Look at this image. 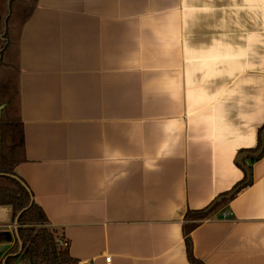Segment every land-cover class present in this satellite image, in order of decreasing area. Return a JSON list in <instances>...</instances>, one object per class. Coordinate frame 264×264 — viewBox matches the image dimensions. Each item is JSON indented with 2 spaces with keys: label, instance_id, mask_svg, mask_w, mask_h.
I'll return each instance as SVG.
<instances>
[{
  "label": "crops",
  "instance_id": "crops-1",
  "mask_svg": "<svg viewBox=\"0 0 264 264\" xmlns=\"http://www.w3.org/2000/svg\"><path fill=\"white\" fill-rule=\"evenodd\" d=\"M20 1L9 31L0 0V121L23 125L14 177L46 227L77 264H192L186 211L244 178L264 124V0ZM244 163L190 233L202 264H264V153ZM15 218L0 205V264Z\"/></svg>",
  "mask_w": 264,
  "mask_h": 264
},
{
  "label": "trees",
  "instance_id": "trees-1",
  "mask_svg": "<svg viewBox=\"0 0 264 264\" xmlns=\"http://www.w3.org/2000/svg\"><path fill=\"white\" fill-rule=\"evenodd\" d=\"M263 129L264 124L258 130L257 146L254 151L260 147V135ZM0 145V205H10L13 218L23 210L17 220L21 251L17 255L7 256L4 264H14L18 258L27 264H77V261L69 254V242L61 236L65 239L66 245L59 244L57 240L59 236L46 227L47 218L44 211L32 200L30 192L21 181L14 177V167L25 160L24 131L20 121H0ZM256 159L250 158V161ZM245 179L244 176L241 181L234 185L232 189L237 188V191L231 198L223 199L209 211L205 210L211 203L202 209L186 211L184 215V241L188 260L192 264H202L192 253L190 233L198 225L196 220L209 217L245 189L250 184V181L244 184ZM18 247V243H15L9 253L16 252Z\"/></svg>",
  "mask_w": 264,
  "mask_h": 264
},
{
  "label": "water",
  "instance_id": "water-1",
  "mask_svg": "<svg viewBox=\"0 0 264 264\" xmlns=\"http://www.w3.org/2000/svg\"><path fill=\"white\" fill-rule=\"evenodd\" d=\"M260 139H261L260 147L257 150H255V151H248V152H241L235 158V162L237 163V165L240 166V168H242L244 170V172H245V178L246 179L244 181V184H247L250 181V171H249L248 166L244 163V161L246 159H248V158H252V159L259 158L263 154V152H264V129L261 132ZM21 183L24 185L23 182H21ZM25 188L27 189L26 186H25ZM236 191H237V188H234V189L230 190L227 194L217 196L211 202V204L208 206V208H206L205 211H209L214 205H216L217 203L221 202L223 199H229V198H231L235 194ZM22 211L23 210H21L17 214V216L15 218V223L16 224H17L18 216L20 215V213ZM18 244H19V249H18V252H16L15 255L19 254V252L21 251V247H22L19 238H18Z\"/></svg>",
  "mask_w": 264,
  "mask_h": 264
},
{
  "label": "rangeland",
  "instance_id": "rangeland-1",
  "mask_svg": "<svg viewBox=\"0 0 264 264\" xmlns=\"http://www.w3.org/2000/svg\"><path fill=\"white\" fill-rule=\"evenodd\" d=\"M23 4L22 1L20 0H14L11 2V0H8V4L4 10V12L6 13L5 19L8 25V29L4 28V22L1 23V28H0V33H5L6 29L10 31V28L12 23L14 22H18L20 18H22V15L26 14L29 10V5ZM20 8H23L22 14L19 15L18 10ZM10 26V28H9ZM9 56L11 57V53L10 51L6 52V54L3 57V60L6 61V59H9Z\"/></svg>",
  "mask_w": 264,
  "mask_h": 264
},
{
  "label": "built area",
  "instance_id": "built-area-1",
  "mask_svg": "<svg viewBox=\"0 0 264 264\" xmlns=\"http://www.w3.org/2000/svg\"><path fill=\"white\" fill-rule=\"evenodd\" d=\"M231 215H232V213L230 211L222 212V218L223 219L228 218ZM57 240H58L60 245H62V246L66 245V241L64 238L58 237ZM105 264H111V257L110 256H105Z\"/></svg>",
  "mask_w": 264,
  "mask_h": 264
}]
</instances>
